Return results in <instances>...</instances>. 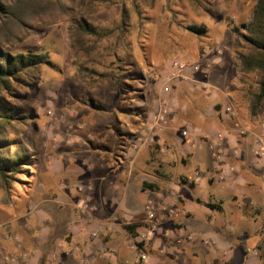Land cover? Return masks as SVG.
I'll return each instance as SVG.
<instances>
[{
    "label": "rangeland",
    "instance_id": "rangeland-1",
    "mask_svg": "<svg viewBox=\"0 0 264 264\" xmlns=\"http://www.w3.org/2000/svg\"><path fill=\"white\" fill-rule=\"evenodd\" d=\"M94 3L96 9L91 13L93 24L104 34L114 32L110 38L105 37L98 42L94 51L83 50L79 45V39L72 36L73 23L69 16H57L53 19L56 20L53 24L38 25L34 31L25 36L23 43L13 50L15 53L44 54L49 60L48 65L42 66L31 73L28 79L23 78L21 83L16 85L14 98L11 99L15 105L25 108L33 116L31 123L23 129V134L13 136V139L19 142L14 148L15 154L36 155L35 169L38 170L32 169L36 173L32 183L39 180L41 168L44 162L49 160H59L66 164L74 157L78 161L76 166L83 167L84 160L89 159V152L96 141L92 137L95 124L100 127L98 136L101 135L102 140H106L108 132L106 127L114 121V116L111 114L113 112L119 116L122 111L125 113L131 111L125 115L129 120L127 123L131 126V131L142 122L147 125V120L149 122L147 129L151 130L152 127L153 132L157 131V128L160 131L168 127V124L174 120L176 112L181 111L177 104L180 89H184L186 85H193L194 89L202 90L200 84L191 80L171 77L173 70L169 66L175 60L182 61L188 66L201 67L200 72L189 75L194 81L200 76H205L206 73L209 75L207 71L211 73L216 64L229 58L231 72L224 78L227 86L221 88H228L232 92L235 99L233 104L234 107L236 106L234 117H239L244 128L236 131L235 127L226 126L221 130L222 132L216 133L217 138L222 135L227 145L229 137L234 135L235 142L241 145L248 142L252 148L258 138L264 137V116L254 118L250 114L251 99L257 91V76L243 75L240 72L238 64L239 53L243 51L242 42L231 32L229 26L242 29L252 18L257 0H96ZM125 18L128 21L127 25L118 29ZM190 25L205 26L208 35L200 37L192 34L188 30ZM87 43L92 45L96 41H87ZM218 72H212L213 78H219ZM181 96L183 104L186 103L184 91H181ZM91 98L107 107L108 111L93 110L89 106ZM219 99L224 100L223 96ZM163 110L168 111L166 124H155L156 117ZM220 111L221 109L219 113L222 114ZM218 119V124L225 122L222 117ZM118 130L119 128L112 127L116 135L115 141L123 140L115 149V153L120 155L127 149V146L123 148L122 145L131 140L129 137L120 138L116 133ZM181 130L182 136L186 138L183 135L187 130L184 123ZM111 135L109 134L108 137ZM246 150H248L247 144ZM143 157L140 162H144ZM83 168L82 174L88 179V174L91 172L88 167ZM181 170L188 177L191 176V173L186 172L184 168ZM44 175L45 171L41 175L42 180ZM20 178L31 181L25 176ZM54 181L56 187L52 191L53 194L57 196L64 194L58 191V178ZM180 184L183 185V182ZM29 187L30 184L18 181L13 185V195L0 189V224L4 228L0 231L5 232L7 229L10 233H16L17 236H14L13 240L15 241L17 237L20 240L21 236L24 244L29 243L30 237L27 231L39 224L42 213L40 211L42 209L37 208L35 204L29 211L26 209V192ZM181 189L183 195L177 196V199L179 202L185 199L187 203L196 196L204 197L212 192L209 184L206 188L194 189L190 186H182ZM94 200L92 197L82 195L74 198L72 206L63 205L59 208L53 203H45L43 206L49 205L44 210H49L55 218L64 219L68 214L71 220L73 216H80L81 220L76 219L75 222L86 221L96 225L100 223L97 219L102 214L97 211L99 205ZM228 202L233 215H220L217 224L225 226L231 222L232 226L221 231L202 227L203 230L197 231L204 233L198 236L192 234L194 241L186 242L187 245L184 247L175 243L178 238L176 237L170 239L171 241L163 240L164 244L160 249L156 248L153 251L149 249L150 241L154 238L149 237L151 236L149 231L154 225L156 227L157 224L159 225L156 207L150 201H147L146 211L152 209L155 220L147 222L150 224L149 227L141 229L140 236L133 238L120 226L121 219L116 217L115 222L119 224L116 238H119L121 244L125 242L129 246L126 259L129 264H145L143 257L149 255L158 256L160 258L158 264H242L234 259L228 261L216 259L209 248L217 247L215 242L220 246L224 244L229 249L228 244L233 243V247L235 244L243 250L242 246L245 244L243 241L248 242L245 250L253 248L258 250L259 259L261 263L264 262V211L259 210L251 212L248 216H240L236 208L237 204L230 200ZM84 205L89 206V212L79 213L78 208ZM190 206H195L193 213L199 219L197 221L208 220L205 216H200L201 211L197 205L190 203ZM66 208H69L68 213ZM182 209L183 204L173 218H166L165 226L173 231L179 232L181 229L186 231V224H190L194 217L184 216ZM191 218L193 220H189ZM103 223H108V220ZM99 230L94 228V231L89 233L90 239L102 240L97 241L99 242L97 256L102 253L112 255L115 251L107 248V240L101 239ZM53 232L52 237L46 241L48 243L46 255L48 252V255H58L55 250L56 242L65 236L69 237L70 234L69 228L63 226H56ZM157 232L152 234L155 235ZM189 235L186 234V237ZM162 236L165 237L164 234ZM165 238L169 239V237ZM191 247H200L201 251L198 249V253L191 257L187 253L191 250L193 252L194 249ZM4 253L6 256V252ZM105 261L109 262L106 258Z\"/></svg>",
    "mask_w": 264,
    "mask_h": 264
},
{
    "label": "crops",
    "instance_id": "crops-1",
    "mask_svg": "<svg viewBox=\"0 0 264 264\" xmlns=\"http://www.w3.org/2000/svg\"><path fill=\"white\" fill-rule=\"evenodd\" d=\"M228 59L216 64L217 66L212 68L211 73L207 71L209 75L206 73L205 76H200L197 79L210 85L207 92L198 91L192 87L193 85H186L182 90L179 88L177 104L182 112L178 110L179 112H176L174 120L168 124V127L160 131L157 128V131L153 132L152 127L151 130L147 129L148 120L147 125L142 122L138 127H133L131 131V126L127 123L129 120L125 118V115L131 111H126V113L122 111L120 112L122 115L119 116L114 112L111 113L114 116V121L106 127L108 129L106 140H102L101 135L98 136L100 127L95 124L92 137L96 141L89 152V159H85L83 163V167H88L91 172L88 174V179L85 174H82L84 168L76 166L78 161L74 157L66 164L59 160L44 162L45 175L43 177L45 181L38 180L35 189H31L34 197H41L35 203L37 208L42 209L40 210L42 213L39 224L27 231L30 237L28 244L23 243L21 236V241L17 237L15 242L13 238L17 236L16 233H10L7 229L5 232L0 231V264H129L126 260L129 246L125 242L121 244L118 241L119 238H116V229L119 224L115 222V219H121V227L124 223L142 222L140 216L143 214L147 216L146 222L154 221L155 218L150 220L147 215V201L155 205L156 216L159 218L158 232L149 236L154 237L149 246L152 251L156 248L160 249L165 240L171 241L170 239L176 237H186V234L189 235V233L197 234L195 236L201 235L204 232L197 230H203L202 227L220 231L229 229L232 226L231 222L225 226L217 224L220 215L231 214L229 200L237 204L236 208L240 216H246L242 209L243 206H248L250 213L264 211V160L261 164H252L251 151L253 147L250 148L251 145L248 142L242 145L235 142L236 138L232 135L229 137V145H225L223 139L222 154L216 158L213 157L209 149V140H203L208 137L216 140V133L222 132L221 130L226 126H233L236 131H241L244 128L239 117L231 118L219 113V110L226 104L235 105L232 92L228 88H221L227 86L224 78L228 76L232 68ZM215 70L219 71V78H213L212 72H216ZM181 91H184L187 101L184 104L181 99ZM222 96L223 101L219 99ZM218 117H222L225 122L218 124ZM183 123L190 133L189 137H186L187 139L182 136ZM112 127L119 128L116 133L120 138L129 137L131 140V142L122 145L123 148L127 146V149L120 155L115 153V149L123 140L115 141L116 135L112 131ZM248 131L251 132L250 129ZM109 134H112L111 137H108ZM155 139L158 140L155 141ZM246 144L248 150L245 151ZM141 157L145 158L144 162H140ZM229 166H233L236 171L229 172ZM182 168L191 173V176L188 177L181 170ZM55 178L59 180L58 191L64 193L60 196L54 195L52 192L56 187ZM180 182H183V185ZM145 183L148 184L149 189H144ZM207 184L210 185L212 192L204 197L196 196L190 202L198 206L201 211L200 216H205L208 219L206 222H202L197 221L199 219L193 213L195 206H190V203H187L185 199L179 202L177 196L182 194V186H190L195 189L197 187L206 188ZM82 195L94 198L95 203L99 205L96 209L102 214L97 219L100 223L95 225L86 221L75 222L76 219L81 220L80 216H73L70 220L68 214L64 219L55 218L49 210H44L49 206H43L45 203H53L59 208H62L63 205L72 206L74 198ZM208 202L220 204L222 210L211 211L205 206ZM182 204V214L184 216L192 215L194 220L189 219L193 221L186 224V231H182V229L179 232L173 231L165 226L164 222L166 218H173L180 211ZM82 207L78 208L79 213H82ZM65 210L66 213L69 212V208ZM107 220L108 223H103ZM56 226L69 228L70 238L65 236L58 239L55 245L58 255H48L49 252L46 255L48 249L46 241L52 237ZM94 228L100 229L101 239L107 240V248L114 250L115 253L113 252L112 255L102 253L97 256L99 242L102 240L98 239L99 242H97L90 239L89 233L94 231ZM0 229H4L1 224ZM163 234L169 239L162 236ZM244 242L243 250L235 244L233 247V243L228 244L230 246L228 249L224 244L220 246L215 242L217 247L209 249L212 250L211 253L215 255L216 259H226L227 261L234 259L242 264H264V262L261 263L259 256L255 257L247 253L245 246L248 242ZM186 245L183 244V247ZM191 248L194 249L193 252L187 250L191 257L198 253V249L201 251L200 247ZM4 252H6V256H4ZM155 256H144L145 264H158L160 258ZM6 257L10 260L6 261ZM105 258L109 262L105 261Z\"/></svg>",
    "mask_w": 264,
    "mask_h": 264
},
{
    "label": "trees",
    "instance_id": "trees-1",
    "mask_svg": "<svg viewBox=\"0 0 264 264\" xmlns=\"http://www.w3.org/2000/svg\"><path fill=\"white\" fill-rule=\"evenodd\" d=\"M96 0H0V189L9 195L14 194L13 185L18 181L30 184L27 190L26 209L37 203L41 197H34L31 189L38 180L32 183L36 175L32 169L37 168L34 154H15L14 148L19 142L13 136L23 134V129L33 120L32 114L25 108L15 105V87L22 79H28L31 73L48 65V56L33 52L15 53L13 50L23 43L25 36L34 31L38 25L53 24L55 17L69 16L72 19V36L79 39L81 48L95 50L98 42L105 37L110 38L114 32L104 34L93 24L91 13L95 11ZM49 19V20H48ZM128 21L125 18L118 29L124 28ZM231 32L242 42L243 51L239 53V70L243 75L257 76V91L253 94L250 104L252 117L264 116V0H257V4L250 21L238 28L229 25ZM188 30L197 36L206 37L208 29L205 26H192ZM87 41L96 43L89 45ZM82 72V70L80 69ZM89 106L100 112H107L108 108L97 103L92 98ZM45 164V163H44ZM43 164L40 174L45 169ZM38 170V169H35ZM25 176L28 181L21 180ZM35 189V188H34ZM32 189V190H34ZM144 189H149L144 184ZM201 203V202H200ZM205 206L211 211H221L222 206L208 202ZM246 216L250 215L248 206L242 207ZM142 222L124 223L123 228L133 237L138 238L144 227H149L146 215L140 216Z\"/></svg>",
    "mask_w": 264,
    "mask_h": 264
},
{
    "label": "built area",
    "instance_id": "built-area-1",
    "mask_svg": "<svg viewBox=\"0 0 264 264\" xmlns=\"http://www.w3.org/2000/svg\"><path fill=\"white\" fill-rule=\"evenodd\" d=\"M169 68L172 71L171 73V77L172 78H183L185 80H191L192 82H195L197 84H200L201 87L200 89L202 90H207L210 85L207 83H200L197 80H194L192 78L189 77V75H193L196 74L198 72L201 71V67L200 66H188L187 64H185L182 61L179 60H175L173 61ZM170 77V78H171ZM223 115L225 116H229V117H234L235 116V107L232 104H227L224 107H222L221 111H220ZM168 111L163 110L161 112H159L158 116L155 119V124H166V117H167ZM183 135L185 137H189L190 133L188 130H186ZM223 136L221 135L220 137H218L216 140H212L210 137L206 138V140H209V149L211 151V153L213 154V157L218 158L219 155L221 156L222 152H221V147L223 144ZM252 164H261L264 160V137H260L256 140L255 144L253 145L252 148ZM229 172L233 173L235 172V168L233 166H229ZM221 179H224V177H221ZM82 213L86 214L89 212V206L88 205H84L82 208ZM152 210V209H151ZM149 210L148 211V217L149 219H154L155 218V214L153 213V211ZM157 231V227L154 225L153 228H151V230L149 232V234H152L154 232ZM194 241V237L192 235H189L186 238H177L175 240V243L179 246H182L183 244H185L186 242H192ZM248 254H252L255 257H258L259 255V251L256 249H247L246 250ZM10 259L8 257H6V261H9Z\"/></svg>",
    "mask_w": 264,
    "mask_h": 264
}]
</instances>
